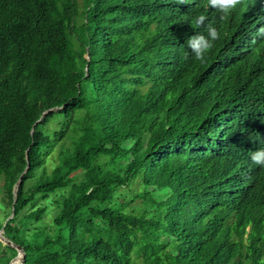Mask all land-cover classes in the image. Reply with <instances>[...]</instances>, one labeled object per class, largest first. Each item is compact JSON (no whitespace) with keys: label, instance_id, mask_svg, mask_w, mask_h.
I'll return each instance as SVG.
<instances>
[{"label":"trees","instance_id":"1","mask_svg":"<svg viewBox=\"0 0 264 264\" xmlns=\"http://www.w3.org/2000/svg\"><path fill=\"white\" fill-rule=\"evenodd\" d=\"M262 27L264 0H0V230L23 264H261Z\"/></svg>","mask_w":264,"mask_h":264},{"label":"clouds","instance_id":"2","mask_svg":"<svg viewBox=\"0 0 264 264\" xmlns=\"http://www.w3.org/2000/svg\"><path fill=\"white\" fill-rule=\"evenodd\" d=\"M243 0H208V5L210 8L217 10L221 13V18L228 16L238 5H241ZM207 17L204 15H199L195 18L196 26L202 27L205 25ZM261 34H264V27L259 29ZM219 31L208 25L207 35H192L187 40V47L190 49L193 57L196 61L201 63L206 62L207 54L212 50L214 42L219 40ZM252 163L264 168V149H259L252 153L250 157ZM264 264V261H261Z\"/></svg>","mask_w":264,"mask_h":264},{"label":"rangeland","instance_id":"3","mask_svg":"<svg viewBox=\"0 0 264 264\" xmlns=\"http://www.w3.org/2000/svg\"><path fill=\"white\" fill-rule=\"evenodd\" d=\"M79 4H81V0H77ZM51 170V167H47V171L49 172ZM0 187H1V182H0ZM140 188L139 186L135 183L133 184L131 187H130V191L131 192H136L138 191ZM38 205H48V202L47 201H43V200H40L38 202ZM2 208L0 207V222L2 221V218H3V212H2ZM55 212H56V209L53 205H50L48 206V209H47V212L46 214L44 215V217L42 218V220L39 222L40 224H50L51 223V220L52 218L54 217L55 215Z\"/></svg>","mask_w":264,"mask_h":264},{"label":"water","instance_id":"4","mask_svg":"<svg viewBox=\"0 0 264 264\" xmlns=\"http://www.w3.org/2000/svg\"><path fill=\"white\" fill-rule=\"evenodd\" d=\"M15 192H16V189L13 191V193H15ZM0 242L4 245L12 247L16 250L15 257L12 258L8 264H23V262H24V251H23V249L19 245H16L13 242L7 240L5 237H3L2 230H0Z\"/></svg>","mask_w":264,"mask_h":264}]
</instances>
